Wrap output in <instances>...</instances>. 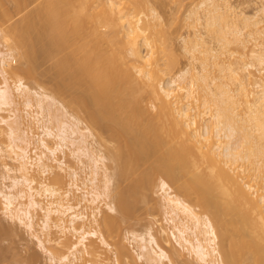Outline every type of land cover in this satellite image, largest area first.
<instances>
[{
	"label": "bare ground",
	"instance_id": "obj_1",
	"mask_svg": "<svg viewBox=\"0 0 264 264\" xmlns=\"http://www.w3.org/2000/svg\"><path fill=\"white\" fill-rule=\"evenodd\" d=\"M150 4L0 0V32L25 58L10 63L0 39V138L10 147L0 156L14 162H2L1 210L60 264H264V14L201 0L182 38L189 60L173 75L178 56ZM49 58L51 92L31 84ZM65 146L86 164L84 180ZM140 202L162 208L167 225L155 229L151 215L145 231L123 234ZM7 251L0 243V262Z\"/></svg>",
	"mask_w": 264,
	"mask_h": 264
},
{
	"label": "rangeland",
	"instance_id": "obj_2",
	"mask_svg": "<svg viewBox=\"0 0 264 264\" xmlns=\"http://www.w3.org/2000/svg\"><path fill=\"white\" fill-rule=\"evenodd\" d=\"M231 1L234 5H236V7H238L237 9L239 11H242L243 13H245V15L251 16V15H255V13L256 14L258 13V15H259L258 17H262L264 14L263 12L260 11V9L264 6L263 5L264 0H231ZM151 2H152V4L153 3L155 4L154 7L157 6L156 8H158V11H160V14L162 13L161 15L164 19L163 20L164 22H162L163 23L162 25H164V26L162 28L165 29V30L163 29L166 32L165 34L168 35L167 40L169 39L171 41V43H173L172 45L174 46L175 53H176L175 56L176 55L178 56V57L176 56L178 59V61H176L177 65L175 66V68L172 71L173 75L175 73L177 75V73H179V71H181L184 68V66L186 67L187 61L189 60L188 54L186 53V51H184L185 50L184 44H183L184 41H182L183 36L186 37L185 35H189L192 32V30L190 29L191 27L189 25L190 21H189V19H187V15H188V12L191 9H193V7L195 8V7H197L196 5H198V3L199 4L201 3V0H150V3ZM152 4H150V5H152ZM33 7H34V5L30 6V8H33ZM143 9L146 10V8H143ZM13 13H15V11ZM24 14H25V12L20 13L17 11L16 14H14V16H15L14 21L20 20V18ZM162 25H160V26H162ZM160 26L157 27V29L159 28L158 29L159 30L158 35H160V32H161V34L163 33L161 35V37L162 36L165 37V34L161 30ZM189 30H191V31H189ZM163 37H162V39H165V43H166V38H163ZM0 39L4 43V44L3 43H1V44L6 45L8 47L9 42H7L5 39V32L4 31L0 32ZM160 41H161V39H160ZM161 43H164V41H162ZM167 43H168V41H167ZM212 43H213V41H212ZM214 44H216V42ZM3 45H0V48H2L1 50L6 51L7 49L4 50L5 46H3ZM162 45H164V44H162ZM232 46H234L233 48H234V50H236V48H235L236 45H232ZM10 47H12V50L9 47H8V50L10 49L11 51L9 52L7 50L10 55L8 54V52H6L10 56L9 62L14 63L17 66H21V67L24 66L25 65L24 64L25 58L20 55L19 50L17 48H15L12 45H10ZM49 59L48 60L47 59L39 60V62L37 64L38 66H36L37 69L35 71L36 74L39 73V75H37V80H32L31 84H33L34 87H36L37 89L40 88V86H42L47 91L51 92L50 90H52L54 88V85H53L54 82H52V81H54V78L52 75L51 66L54 63L56 58H53V59L49 58ZM48 74H49V76H48ZM61 103L62 102L57 104V105H59L58 107H60ZM56 107H54L55 110H56ZM67 108L69 109L70 112L79 113L81 116H79L77 113L75 115L82 118V120L84 119V121H86V120L88 121V119H85V116H83V115H85V113L83 111H82L83 114H81L82 112H80V111L79 112L78 111H72L71 108H69V106H67ZM55 110H53V111H55ZM56 111H55V113H56ZM59 111H60V109H58L57 112H59ZM61 111H62V105H61ZM0 113L3 114V113H7V112L6 111H0ZM68 116H69V114H68ZM87 121H86V123H87ZM86 123L83 122L84 125H86ZM87 124H89V121ZM50 125H54V124L51 122ZM94 142L95 141H93V143ZM8 144H9V140H6L5 137L0 138V147L1 148H5V149L9 150L10 147L8 146ZM94 145L98 146V148L101 147V146L99 147V144H97V143H94ZM103 146H102V149H104V147H105V146L104 147ZM65 150H66V162H68L67 164L72 165L73 167L77 168L78 171L80 172L81 179L84 180L87 174H86L85 170L83 171V168H85L86 164H83L80 161H77L76 158H74V156L71 154V152L69 151V149L66 146H65ZM104 150H106V148ZM61 156H63V154ZM82 158H84L83 159L84 161H87V160L89 161V158H87L85 156ZM4 160L8 161L11 164H14L13 161H10L9 159L2 158L0 156V184H3V181H4L3 176L5 173V169H4L3 164H2V162ZM106 161H107L108 165L111 166L110 169H113V167H112L113 164L108 162V160H106ZM65 178H66V180L69 179L68 177H65ZM5 182L8 184L10 181H9V179H7ZM156 191L157 192H156V194H154V198L158 197L161 201L162 191L159 190L158 188H156ZM138 205L139 206L142 205V206H141V208H139V210L136 211V214L132 217V220L130 221V223L124 222L122 224V233L123 234L129 233L128 231H131V230H136L138 232L139 231L140 232L145 231L144 226H147L148 223H150V220L152 218L151 215L157 216V218L159 217V219H160L159 223L154 225L155 229H157L161 223H163L164 225H167V222L165 221V218H164V214H162V213H164L162 208H159V210H157L151 206L148 207L147 204H145V206L143 207V205H144L143 202H140ZM2 206H3V203H2V198L0 195V222L2 221L0 224H1V226L4 225L3 227H6L7 229L9 228L8 229V231H9L8 235L6 233L5 236L4 235L2 236V237H4V239L0 240V243H2V246L4 247V245H5V247L8 250L6 252L7 253L6 255L8 258H6L4 261L0 262V264H6V263L10 264L9 262H11V260H12L10 258L11 255H13V256L19 255V257L23 258V259L21 258L22 260L18 261L19 263L18 262H15V263L12 262L11 264H27V262L24 259H26V257H28L29 254L34 255V256L37 255L35 264H60L59 261H53V262L50 261L49 260V252L46 250V248L43 245L39 244V242L37 241V238L31 236L28 228H26L23 225L15 224L14 222L10 221V219H8L7 216H5L4 213L2 212V210H1ZM145 207H147L148 209H146ZM102 210L107 211V207L105 204H102ZM156 212H158L160 214H157ZM117 213H113V214H117ZM36 214H37V212H36ZM36 219H37V216H36ZM93 226H96V225L93 223ZM42 236H43V239H46V235H42ZM93 238L95 239L96 237H93ZM74 240H75V237L72 238V241H74ZM134 244L135 243H133V242H127V245L133 254H134V252H133V245ZM45 245L47 248H49V246H50L48 242ZM103 251H104L105 256L110 257V258L113 257V253H112L111 249L105 248V249H103ZM186 258L189 259L188 256H186ZM189 260H192V262H190ZM189 260L188 261L191 264H193V262L195 261V259H193V258L189 259ZM12 261H14V260H12ZM141 262H142L141 260H138L137 264H140ZM100 264H116V263L112 259L111 260L105 259ZM195 264H197V263H195Z\"/></svg>",
	"mask_w": 264,
	"mask_h": 264
}]
</instances>
